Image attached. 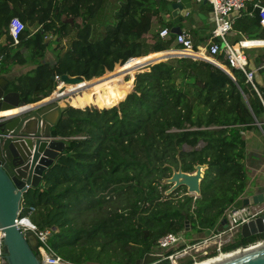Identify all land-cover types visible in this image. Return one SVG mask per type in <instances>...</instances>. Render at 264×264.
<instances>
[{"label": "trees", "instance_id": "obj_1", "mask_svg": "<svg viewBox=\"0 0 264 264\" xmlns=\"http://www.w3.org/2000/svg\"><path fill=\"white\" fill-rule=\"evenodd\" d=\"M168 1L0 0V40H7L11 19L23 25L16 44L0 43L7 91L30 105L52 91L50 98L71 92L63 98L70 106L50 128L64 149L23 194L19 214L39 228L55 226L51 250L70 264H134L155 253L163 234L184 231L185 221L195 234L214 228L246 195L243 134L259 125L264 135V48L243 51L251 82L221 52L213 58L230 75L189 57L157 62L181 48L170 23L168 36L160 37L161 29L149 34ZM256 1L264 6L247 4L234 19L232 40L264 44ZM187 33L194 47L210 39ZM48 38L56 51L51 64L41 61ZM14 65L31 68L13 75ZM51 76L83 81L67 91ZM195 165L207 166L199 197L183 187L164 194L160 181L171 169L191 172ZM261 240L264 233L238 235L222 251Z\"/></svg>", "mask_w": 264, "mask_h": 264}, {"label": "water", "instance_id": "obj_2", "mask_svg": "<svg viewBox=\"0 0 264 264\" xmlns=\"http://www.w3.org/2000/svg\"><path fill=\"white\" fill-rule=\"evenodd\" d=\"M202 3L204 4L206 1L203 0ZM192 4H194L193 0L168 1L165 9L172 18L173 27L169 30L171 34L179 35L182 32L177 23L180 18H186L189 15ZM68 21L72 22L71 19ZM49 41V38L46 39L44 45H47ZM172 57L180 56L166 55L157 62ZM203 60L221 68L230 75L212 59L209 53ZM140 72L142 71L137 73ZM66 78L71 84L83 81L75 77ZM51 79L55 80V76H51ZM8 83L5 77L0 76V111L19 108L21 110L0 123V228L4 234L2 240L4 262L2 264H40L36 250V237L31 232L22 234L16 228L15 220L22 209L23 194L29 188H34L39 184L43 172L64 149V143L61 140L51 137L50 128L55 125L64 109L70 105L60 104L57 98H50V96L31 105L23 104L16 92L7 91ZM113 106H117V104ZM206 168V165H195L191 172H182L180 167L176 170L171 169L170 176L160 181L161 186H168L164 194L169 195L183 187L185 195L199 197L200 182ZM262 201H264V193L245 195L235 201L232 208L257 204ZM184 225V231L188 232V222L185 221ZM222 227H225L223 218L219 221L217 229ZM261 233H264V215L242 225L239 236L248 238ZM144 235L147 233L145 232ZM262 244L252 251L219 264H264V242ZM157 258V255L145 254L141 260H136L134 264H149Z\"/></svg>", "mask_w": 264, "mask_h": 264}, {"label": "built area", "instance_id": "obj_3", "mask_svg": "<svg viewBox=\"0 0 264 264\" xmlns=\"http://www.w3.org/2000/svg\"><path fill=\"white\" fill-rule=\"evenodd\" d=\"M202 1L203 0H193L196 4H199ZM205 1L210 6V13L213 19V27L210 30L209 41H207L201 49H194L190 35L186 32H181L179 35H175L174 41L176 44L180 45L181 48L170 52H173L172 54L180 57H189L194 60H203L207 58L198 55L200 52H203L205 56H208L207 53H209L213 60V55L221 52L223 53L229 67L241 70L246 77V81L251 82L252 71L246 72L244 69L247 61L243 51L245 49L256 48V46L244 45V43H250L246 40L245 42L242 40L230 42L226 39V36L231 31L236 16L246 9L248 3L253 2L254 0ZM253 9L257 11L259 25L264 28V6H262L259 1H256L253 3ZM248 15H251V12H249ZM22 29V23L16 18L11 19L6 25L7 40L5 37H2L0 43L5 44L6 41H9L16 44ZM159 36L162 38L168 36V30L166 28L161 29L159 31ZM214 39H218L221 45L219 46L217 43L213 42ZM234 45H237V47ZM58 78L59 77L55 76L56 83L58 82ZM15 113L7 116H0V123L8 120L9 117ZM192 198L195 199L194 196H192ZM263 215L264 201L257 204L241 206L239 208H228L223 217L225 220V227L217 229L219 225L218 222L214 228L207 230V234L200 238L192 237L187 239L185 237V231L165 233L156 240L153 246L155 253L152 255H157V260L149 264H194L205 259L215 258L220 255L233 253L241 249L243 250L254 245L262 244L264 240L257 241L247 247H239L231 252L225 253L222 251L224 246L238 237L242 225ZM15 226L22 234L31 232L36 237V250L40 264H70L63 261L51 250L50 239L57 233V228L55 226L39 228L31 223L26 217L20 216L15 220ZM3 237L4 234L0 228V264L4 262V257L2 256ZM212 253H214V255L208 257V255Z\"/></svg>", "mask_w": 264, "mask_h": 264}, {"label": "crops", "instance_id": "obj_4", "mask_svg": "<svg viewBox=\"0 0 264 264\" xmlns=\"http://www.w3.org/2000/svg\"><path fill=\"white\" fill-rule=\"evenodd\" d=\"M169 23L171 24V29L173 27L172 18L167 13H161L159 19L152 23L149 34L156 33L160 29L166 27ZM177 25L181 28L182 32L187 33L190 30L196 31L197 35L194 37L195 41L205 38L213 27V19L209 6L206 5L200 7V3L192 4L189 15H187L186 18H180ZM231 37L232 33L229 32L226 39L233 42L234 40H232ZM242 41L245 42V40ZM204 45L205 43L198 42L195 44V47L201 49ZM244 45L256 47L264 46V44L259 43H244ZM172 51L176 50L172 49ZM243 137L245 140L244 166L247 170V175L251 178L249 180L250 183L248 182L247 184L246 195L251 196L258 193H264V135L262 134L260 127L257 126L250 131L244 132ZM251 182L254 184L251 185ZM206 234L207 232L196 234L194 238H200Z\"/></svg>", "mask_w": 264, "mask_h": 264}, {"label": "bare ground", "instance_id": "obj_5", "mask_svg": "<svg viewBox=\"0 0 264 264\" xmlns=\"http://www.w3.org/2000/svg\"><path fill=\"white\" fill-rule=\"evenodd\" d=\"M234 46L237 47V45H234ZM80 85H81V82L80 83L71 84V83L68 82L66 77L62 76V77L58 78V82L56 84V88L57 89L64 88L65 90L69 91V90H73V89L77 88ZM69 94H71V92L70 93H66V94H64L61 97H57L59 103L61 104L62 102H64L63 98H65ZM19 110H21V108L14 109V110H8V111H0V116H7V115L15 113V112H17ZM261 245H263V244H260L258 246H253V247H250V248L244 249V250H239V251H236V252H233V253L220 255V256H217L215 258L205 259V260L196 262L194 264H219V263H223V262H225L227 260H230V259H233L234 257H237V256H239V255H241L243 253H247L249 251H252V250L256 249L257 247H259Z\"/></svg>", "mask_w": 264, "mask_h": 264}, {"label": "rangeland", "instance_id": "obj_6", "mask_svg": "<svg viewBox=\"0 0 264 264\" xmlns=\"http://www.w3.org/2000/svg\"><path fill=\"white\" fill-rule=\"evenodd\" d=\"M49 46L46 48V51H45V54H44V57H43V59L41 60L42 62H48V63H52L53 61H54V59H55V55H56V51H54L53 50V47H54V42H51V41H49ZM193 48L195 49L196 47H194L193 46ZM256 48H258V49H260V47H256ZM261 48H264V47H261ZM168 51H172V50H168ZM207 55H208V53H207ZM29 68H31V66H29V65H24V66H12V68H11V74H13V75H17V74H19V73H23V72H25L27 69H29ZM105 74V73H104ZM136 74V73H135ZM126 78V77H125ZM57 84V83H56ZM55 84V85H56ZM53 93V91L51 92V94ZM51 94L49 95V96H51ZM48 96V97H49ZM61 104H67L68 105V103H66V102H62ZM251 178H250V176H248V182L250 183V180ZM252 184H254L253 182H251V185ZM250 185V184H249ZM182 191V190H181ZM181 193V192H180ZM196 234L195 233H191L190 232V230L188 231V232H185V237L187 238V239H190V238H192V237H194Z\"/></svg>", "mask_w": 264, "mask_h": 264}]
</instances>
